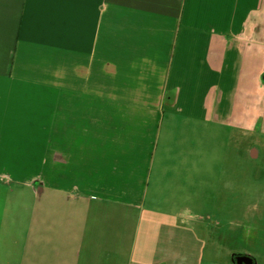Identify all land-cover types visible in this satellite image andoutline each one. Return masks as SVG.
<instances>
[{
	"label": "rangeland",
	"instance_id": "1",
	"mask_svg": "<svg viewBox=\"0 0 264 264\" xmlns=\"http://www.w3.org/2000/svg\"><path fill=\"white\" fill-rule=\"evenodd\" d=\"M231 14L214 20L213 39L199 26L196 35H181V46L170 56V82L186 88L196 114H200L202 95L210 90L213 77L214 87L223 89L230 83L228 73L235 71L223 68L221 62L218 66L217 58L212 71L211 55L208 57L204 50L213 40L214 54L222 58L226 47L236 48L233 38L223 30L231 26ZM238 53L231 57L229 67L246 73L249 65ZM52 62L54 58L45 56L36 66L43 69L42 77L34 78L35 72L30 69L25 74L37 83H58L62 95H76L77 88L66 91L73 75L66 61ZM124 78H107L108 100L116 95L127 99L129 87L124 83L129 80ZM97 83V79L89 83L92 90H87L88 94H98L92 87ZM75 100V112L81 115L79 124L63 126L58 135L51 133V115L49 120L47 116L44 133L37 135H26L41 128L25 122L22 132H15L16 119L10 117L7 133L24 142L10 147V167L1 173L23 183L0 184V264H232L215 238L214 245L211 242L210 227L214 226L215 236L217 228L227 230L241 219L248 205L264 210V179L259 186L251 182L238 130L215 118L208 122L198 119L194 125L186 119L181 129L165 121L151 139L148 151L141 152L138 148L144 139L134 132L139 124L135 118L131 121V108L125 110V103L105 101L104 121L98 115L104 109L95 99L88 101L85 109L82 98ZM73 109L64 107L62 121ZM83 114L91 118V126ZM30 115L28 112L25 118ZM187 124L194 128L189 129ZM5 125L3 122V130ZM147 165L149 183L141 195L131 193L129 182L124 181L130 175L141 179ZM36 179L42 180L46 192L52 194V204L45 200L51 206L49 211L44 209V216L38 213L36 203L23 195L27 191L35 194L33 188L38 189L40 184L35 182L33 186ZM19 184L28 187L22 189ZM198 230L207 233L208 241L200 238ZM256 243L259 247L252 251L261 257L258 264H264V230Z\"/></svg>",
	"mask_w": 264,
	"mask_h": 264
},
{
	"label": "crops",
	"instance_id": "2",
	"mask_svg": "<svg viewBox=\"0 0 264 264\" xmlns=\"http://www.w3.org/2000/svg\"><path fill=\"white\" fill-rule=\"evenodd\" d=\"M229 13H232L231 26H224L223 30L233 38L236 51L226 47L223 58L217 56L214 54V40L209 49L205 47L204 50L208 51V57L211 55L209 68L212 71L214 58L218 59L215 62L218 66L221 62L223 68H229V71L234 68L235 71L228 73L230 83L223 89L214 87L213 77L210 90H205L202 95L200 114H196L186 88L170 82V56L181 46L180 36L189 32L196 35L197 26L206 34L209 32V38L213 39L214 20H220ZM220 31L223 32L222 29ZM235 52L246 60L248 70L251 68L249 72L229 67L231 57L237 54ZM45 56L54 58V65L66 61L73 73L66 91L72 92L71 88H77V96L60 94L58 83L46 85L26 76L25 72L30 69L35 72L34 78L42 77L43 69L36 66ZM30 65L34 67L29 68ZM263 73L264 0H0V134L3 133L4 138H0V184L23 183L1 173L3 168L10 167V147L24 142L7 133L11 116L16 119L15 132L21 133L25 122L29 127L41 128V131H35L38 133L26 135H37L44 133L43 128L51 115V133L58 135L63 126L70 128L69 125L76 127L79 124L81 115L75 112V98L83 99L82 109L86 108L88 101L95 99L105 110V113L104 110L98 112L104 121L107 117L106 102L125 103L122 105L126 109H122L131 108L130 119L133 121L135 118L139 124L140 131L137 132L136 127L134 132L144 139L138 149L148 151L151 139L165 121L181 129L186 119L194 125L198 119L208 122L215 118L234 130L244 128L249 118L256 114L257 98L263 93L260 82ZM119 77L129 80L124 83L129 87L127 99L116 95L108 100L107 78ZM95 79L98 83L92 87L98 89V94H88L87 90H92L89 83ZM171 91L182 93L183 104L173 111L165 105ZM66 98L74 101L68 102ZM64 107L74 108L73 113L67 112L72 115V122L68 121L71 118L69 114H66V121H62ZM28 112L31 117L25 118ZM168 112L171 114L169 118ZM54 113L56 120L53 121ZM82 117L87 116L83 114ZM94 118L97 121V115ZM90 119L87 121L91 126ZM3 122L6 124L4 130ZM77 133L84 136V133ZM39 143L41 145L42 141ZM133 173L135 175L134 169ZM144 173L141 179L130 175V179L124 181V184L129 182L131 193H143L150 181L149 165ZM19 186L22 189L28 187L25 184ZM23 195L36 203L35 208L40 215L44 216V209L50 210L51 193L38 196L27 191ZM45 200H50L51 204L47 205ZM187 211L192 213L190 209ZM198 235L208 241L207 233L203 235L202 230H198ZM211 242L214 245V239ZM103 260L106 261L105 258Z\"/></svg>",
	"mask_w": 264,
	"mask_h": 264
},
{
	"label": "flooded vegetation",
	"instance_id": "3",
	"mask_svg": "<svg viewBox=\"0 0 264 264\" xmlns=\"http://www.w3.org/2000/svg\"><path fill=\"white\" fill-rule=\"evenodd\" d=\"M260 82L263 93L258 95L259 103L256 114L249 118L244 128L238 129L241 137L239 143L244 147L250 179L253 185L257 186L264 179V73L261 75ZM181 103V92L172 93L171 91L165 99V105L170 107L172 111ZM168 113L167 118L171 115ZM35 182H40L38 189L33 188L35 193L38 196L44 195L46 193L45 183L42 180H36L33 182V186ZM210 203L211 212L214 215V197L211 198ZM251 206L248 205L242 218L232 222L227 230L217 228L214 236V226L210 227L213 239L215 238L221 249L227 252L228 261L232 262L233 260L235 264L240 257H252L253 264H258L261 258L259 254L252 251V248L257 249L259 247L256 241L260 232L264 230V210Z\"/></svg>",
	"mask_w": 264,
	"mask_h": 264
},
{
	"label": "water",
	"instance_id": "4",
	"mask_svg": "<svg viewBox=\"0 0 264 264\" xmlns=\"http://www.w3.org/2000/svg\"><path fill=\"white\" fill-rule=\"evenodd\" d=\"M246 262V264H253V259L252 257L246 256V257H240L237 259V264H244V262ZM232 263L235 264V261L232 260Z\"/></svg>",
	"mask_w": 264,
	"mask_h": 264
}]
</instances>
